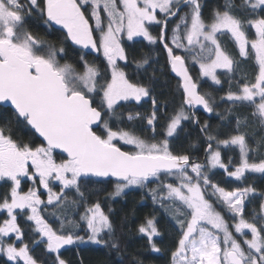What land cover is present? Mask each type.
Wrapping results in <instances>:
<instances>
[{"label": "snow or ice", "instance_id": "1", "mask_svg": "<svg viewBox=\"0 0 264 264\" xmlns=\"http://www.w3.org/2000/svg\"><path fill=\"white\" fill-rule=\"evenodd\" d=\"M203 9V0H0V111L11 110L10 118L0 122L4 264H49L34 255L41 245L51 264H69L62 250L87 243L119 254L113 209L105 211L99 199L90 203L86 196L89 186L102 191L107 184L113 188L109 199L131 188L147 189L152 203L174 222L177 238L169 264H264V191L247 183L249 175L264 177V0H221L207 18ZM33 16L62 32L59 48L27 29ZM153 25L160 28L157 35L150 30ZM137 37L161 45L179 78L182 102L172 114L163 115V124L159 121L165 106L126 71L129 52L124 41ZM67 41L79 46L82 70L61 63ZM83 50L102 57L103 70ZM244 62L254 75L242 73L237 79ZM133 63L138 74L150 67L147 56ZM189 64L198 65L196 78ZM207 81L210 87L227 83L219 98L228 105L223 111H217L213 93L202 90ZM146 98L151 100L150 113L126 111ZM241 107L251 109L259 133L248 115L236 112ZM199 108L227 122L213 128L205 121L200 127L205 163L173 150L170 143L184 121L200 123ZM230 117L235 128H230ZM125 121L127 128L121 126ZM136 121H146L144 131L151 136L136 134ZM221 128L230 129L224 138ZM21 129L27 139L18 135ZM221 146L238 156L225 160ZM213 169H222L243 186L221 187L211 178ZM24 181L31 182L26 191ZM57 183L59 191H54ZM41 187L47 200L41 198ZM136 231L147 239L151 252L165 251L157 242L164 233L155 214L146 216ZM26 233L30 243L25 242Z\"/></svg>", "mask_w": 264, "mask_h": 264}, {"label": "trees", "instance_id": "2", "mask_svg": "<svg viewBox=\"0 0 264 264\" xmlns=\"http://www.w3.org/2000/svg\"><path fill=\"white\" fill-rule=\"evenodd\" d=\"M204 9L203 13L205 18H207L212 9L221 4V0H203ZM28 27L37 35L38 38L45 40L50 44H54L56 48L61 46L62 32L55 29H48L45 27L43 22L38 18L28 20ZM46 29H45V28ZM171 23L169 24L168 35L171 36ZM48 29V30H47ZM153 35L159 33V26L153 25L150 28ZM125 47L129 52V62L126 71L133 78L134 81L139 80L140 83L147 85L153 96L158 100V103L164 105L165 107L161 109V120L160 124L164 123L163 115L172 114L176 109L179 108L182 97L181 93L177 90L178 77L171 74L170 66L166 62V53L161 45H150L142 37H137L133 41H127L125 38ZM227 49L233 55H236L237 50L231 45L227 44ZM64 47L66 49V54L61 56V60L73 63L77 68H81L79 63V52L78 50L70 44L69 41L64 42ZM147 56L149 58V66H146L147 71L143 69H137L133 61L139 60L142 57ZM89 61H92L93 57H87ZM237 59L239 57L237 56ZM96 60V59H95ZM103 70L104 62L101 60H96ZM123 63V62H121ZM190 73L194 78L198 76V65L189 64ZM153 70H155V78H152ZM254 69L248 62H244L241 65V72L236 74V78L239 79L242 73H247L249 78L254 75ZM224 79V77H222ZM211 81L204 83L203 91H211L215 96L218 104L217 111H223L228 105L221 103L219 98L222 96L228 88L227 83L223 87L215 86L210 87ZM236 89L235 83H233V90ZM147 102H143L141 105H136L135 103L127 106L126 111H139L143 114H148L151 111V100L146 98ZM196 116L199 118V124L189 121H184L182 129L179 130L178 137L170 140L171 147L177 152H185L189 154L195 162L205 163V148L206 142L204 140V134L201 133L200 127L205 121H208L213 128L218 125L227 123L226 121H220L219 117L215 113H206L202 108L196 109ZM237 113L241 115H248L249 124L253 125L257 133L261 131L258 123L254 122L250 116L251 109L248 107H241L236 110ZM11 110L7 112L0 111V122L5 119L10 118ZM232 124L230 128H235L234 118L230 117ZM135 132L138 135L151 136L150 132H145L146 121H136L134 122ZM115 125V121H113ZM122 127H128L127 121L121 125ZM229 128H221L220 135L224 138L228 133ZM247 131H253V128L247 129ZM157 132L161 133L163 129L158 126ZM18 135L23 136L25 139L28 138L25 130L21 129L18 131ZM39 141H37L38 143ZM192 145H195L194 147ZM127 149L131 148L125 146ZM222 158L225 160L228 156L237 157L238 152L233 149L224 148L221 146ZM57 160L61 158L60 153L55 154ZM212 180L218 183L221 187L231 190L232 188L240 185V182L234 181L233 178H229L223 172L222 169L212 170ZM247 183L254 184L259 190L264 191V177L256 175H249ZM30 181H24L22 187L24 190L30 185ZM156 185L150 184L149 187H155ZM243 186V185H240ZM100 186H97L99 188ZM102 191H94L92 186H89L86 191V196L89 202H95L99 199L102 206L107 211L108 207L111 206L113 209L112 219L117 226V234L120 236L121 252L117 254L115 251H110L108 248L94 245L91 243L69 246L65 250H62V258L69 261V264H80L81 259L83 264H133L134 260L140 259L144 261V264H169L170 250L175 245L177 238V230L174 227V222L166 216L158 205L152 203L151 196L148 195L147 189L131 188L126 190L125 194L121 197H116L115 199H109L107 193L113 190L111 184L102 186ZM54 191H59L58 185H53ZM5 188L0 185V195H3ZM41 197H45V191H40ZM72 195V193H69ZM143 197V199H142ZM45 199V198H44ZM51 211V206H49ZM219 210V209H218ZM83 211V209H80ZM155 214L159 221V228L164 233L162 239L157 238V242L160 244L165 251L162 254L153 253L150 251L147 239L142 237L137 233L136 228L139 223L143 221L146 216ZM5 218V214H0V220ZM22 226L25 225L23 218H18ZM50 222L55 226V220L49 218ZM81 235L84 233L81 232ZM29 235L26 233L25 242H29ZM31 246V244H30ZM34 255L36 258L41 260H47L51 264V257L45 254L43 245L35 249ZM6 257H0V264H4Z\"/></svg>", "mask_w": 264, "mask_h": 264}, {"label": "flooded vegetation", "instance_id": "3", "mask_svg": "<svg viewBox=\"0 0 264 264\" xmlns=\"http://www.w3.org/2000/svg\"><path fill=\"white\" fill-rule=\"evenodd\" d=\"M34 18H38V17H36V16H33V17H31V18H29L28 20H31V19H34ZM39 19V18H38ZM28 20H27V22H28ZM40 20V19H39ZM42 21V20H41ZM27 22H26V27H27V29L28 30H30L31 31V29L28 27V25H27ZM43 22V21H42ZM45 27H46V25H44ZM44 27V28H45ZM57 28H58V26H56ZM46 29V28H45ZM48 30V29H47ZM33 32V31H32ZM34 35H36L35 33H33ZM70 42V41H69ZM70 44H71V42H70ZM72 45V44H71ZM73 47H75L77 50H78V52H79V55H80V53H81V50H80V48H79V46H74L73 45ZM84 51V53H85V55H86V58L87 57H93V58H95L96 60H101V61H103V58L102 57H100V56H97L95 53H91L90 52V50H83ZM61 61H63V60H61ZM104 62V61H103ZM78 69H81L82 70V66H81V68H78Z\"/></svg>", "mask_w": 264, "mask_h": 264}, {"label": "rangeland", "instance_id": "4", "mask_svg": "<svg viewBox=\"0 0 264 264\" xmlns=\"http://www.w3.org/2000/svg\"><path fill=\"white\" fill-rule=\"evenodd\" d=\"M48 43V42H47ZM50 44V43H49ZM61 58V57H60ZM65 61H61V63H64ZM129 147H131V146H129ZM128 150H131V148H129ZM31 183V182H30ZM31 185V184H30ZM29 185V186H30ZM54 185H58V183L57 184H54ZM59 186V185H58ZM26 191V190H25ZM40 191H45V199L43 198V197H41L42 199H44V200H47V192H46V190H44L42 187L40 188Z\"/></svg>", "mask_w": 264, "mask_h": 264}, {"label": "water", "instance_id": "5", "mask_svg": "<svg viewBox=\"0 0 264 264\" xmlns=\"http://www.w3.org/2000/svg\"><path fill=\"white\" fill-rule=\"evenodd\" d=\"M171 70V69H170ZM171 74L175 76V74L171 71ZM59 153V151H57Z\"/></svg>", "mask_w": 264, "mask_h": 264}]
</instances>
